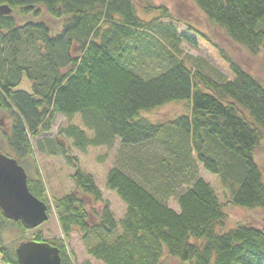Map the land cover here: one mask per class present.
Listing matches in <instances>:
<instances>
[{"label":"trees","instance_id":"obj_1","mask_svg":"<svg viewBox=\"0 0 264 264\" xmlns=\"http://www.w3.org/2000/svg\"><path fill=\"white\" fill-rule=\"evenodd\" d=\"M189 1L249 54L264 47V0ZM1 5L10 13L0 14V101L13 118L5 153L25 169L35 197L44 201V188L24 159L31 154V139L47 131L55 115H80L92 130L88 135L74 124L65 129L81 149L112 146L116 138L130 147L167 135L162 144L171 159L160 161L171 177L161 173L158 184L138 166L139 175L117 167L108 170L105 187L125 211L118 221L106 203L95 212L96 233H112L117 227L120 232L112 240L97 236L95 243H87L89 256L103 264H161L165 257L180 264H264V228L228 226L214 189L196 173L190 172L179 192L171 185L175 172L190 169L195 160L218 178L232 205L264 208V181L254 157L264 140V85L259 79L222 53L233 79L218 80L187 66L170 51L178 41L176 27L157 20L169 16L164 7L155 9L159 16L147 19L138 14L134 0H0ZM152 9L145 6L144 12ZM31 39L36 60L26 65L18 58ZM145 57H163L166 68L150 76L137 73L136 65ZM23 77L30 82L29 91L17 88ZM172 102H185L186 112L167 124L149 120V111ZM172 159L175 163L169 165ZM72 179L74 191L53 199L65 236L75 228L88 230L84 207L89 199L84 196L102 202L90 175L76 169ZM3 223L26 229L0 210V228ZM32 240L42 241L40 235ZM47 242L68 264L64 244ZM0 263L18 264L14 246L1 243Z\"/></svg>","mask_w":264,"mask_h":264},{"label":"rangeland","instance_id":"obj_2","mask_svg":"<svg viewBox=\"0 0 264 264\" xmlns=\"http://www.w3.org/2000/svg\"><path fill=\"white\" fill-rule=\"evenodd\" d=\"M134 2L138 14L147 19L159 16L160 11L155 9L164 7L169 16L161 15L159 16L161 18L157 20L163 23H171L176 27L178 41L173 48H170V51L187 66L203 70L218 80L223 78L233 79L234 76L230 72L229 64L221 56L222 53L223 56L235 62L264 85V47L256 55L249 54L243 47L235 44L222 29L211 23L204 13L189 0H134ZM145 6H150L153 9L146 13L144 12ZM179 34H183L191 41L181 38ZM32 45L31 39L27 50L22 53V57L18 58L20 62L26 63V65L33 64L36 60L35 49H32ZM4 63L5 67L9 65L8 61ZM166 65L167 61L163 57L158 59L145 57L143 60L138 61L136 72L143 76L155 75L166 68ZM17 88L29 91L30 82L23 77ZM185 112V102H172L152 109L148 112L147 117L151 121L167 124L176 116ZM12 120L8 108L1 106L0 152H6L7 150L5 135L9 132ZM71 124L79 126L88 135L92 134V130L84 125L80 115L71 118L55 115L48 130L36 134L37 137L31 139V154H28L24 159L30 175L39 178L42 182L44 188L42 199L47 204V220L36 228L23 230L12 224L3 223L0 228V242L4 246L13 247L21 239L32 240L35 236L40 235L42 241L52 243L61 241L64 244V260H67L68 264H83L85 262L103 264L88 255L86 244L95 243L97 236L112 240L120 232V229L117 227L112 233L99 231L97 234L93 228L96 221H98L95 212L103 207V203H106L114 220L118 221L125 211V205L118 196L105 187L107 172L110 168L117 167L129 174L139 175L134 169L138 166L140 172L148 171L150 175H154L158 184L163 181L164 176H161V173L171 177L168 169L162 167L166 164L160 161L161 158L171 159L162 144L167 135H158L143 144L130 147L121 146L120 140L116 138L112 146L91 145L81 149L75 145V139L70 138L65 133V129H68ZM38 142L41 143V148L38 147ZM60 146L66 151L64 154L60 152ZM50 148L55 149L54 153L49 152ZM9 153L12 152L9 151ZM254 157L264 181V140L260 143ZM173 163H175V160L172 159L169 165H173ZM194 163V166L190 169L180 167L175 172L176 180H171V185L174 189H178L177 192L186 187L190 172L196 173L214 189L228 214V226H235L239 223L260 229L264 228V208L248 209L232 205L224 195L218 178L206 172L197 161L194 160ZM76 169L93 178L101 192L102 202H94L91 198L84 196V201L89 199L84 207L89 213L88 230L75 228L68 236H65L57 220L53 199L74 191L75 185L72 175ZM156 171H158L157 174H155ZM169 204L171 207L177 208L174 198H170ZM161 264L180 263L175 258L165 257Z\"/></svg>","mask_w":264,"mask_h":264},{"label":"water","instance_id":"obj_3","mask_svg":"<svg viewBox=\"0 0 264 264\" xmlns=\"http://www.w3.org/2000/svg\"><path fill=\"white\" fill-rule=\"evenodd\" d=\"M10 8L0 6V14ZM1 105V101H0ZM0 210L5 218L25 228L38 227L48 218L47 205L27 187L26 172L14 158L0 153ZM18 264H62L58 248L45 241L25 240L14 245Z\"/></svg>","mask_w":264,"mask_h":264},{"label":"flooded vegetation","instance_id":"obj_4","mask_svg":"<svg viewBox=\"0 0 264 264\" xmlns=\"http://www.w3.org/2000/svg\"><path fill=\"white\" fill-rule=\"evenodd\" d=\"M1 105H2V104H1ZM0 153L6 155L7 157L14 158V159L17 161V163L19 164L18 160H17L13 155H9V154H7V153H5V152H0ZM19 165H20V164H19ZM25 172H26V171H25Z\"/></svg>","mask_w":264,"mask_h":264},{"label":"bare ground","instance_id":"obj_5","mask_svg":"<svg viewBox=\"0 0 264 264\" xmlns=\"http://www.w3.org/2000/svg\"><path fill=\"white\" fill-rule=\"evenodd\" d=\"M47 205V204H46Z\"/></svg>","mask_w":264,"mask_h":264}]
</instances>
